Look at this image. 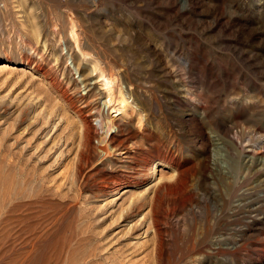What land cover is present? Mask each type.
Returning a JSON list of instances; mask_svg holds the SVG:
<instances>
[{
	"label": "rangeland",
	"instance_id": "1",
	"mask_svg": "<svg viewBox=\"0 0 264 264\" xmlns=\"http://www.w3.org/2000/svg\"><path fill=\"white\" fill-rule=\"evenodd\" d=\"M0 264H264V0H0Z\"/></svg>",
	"mask_w": 264,
	"mask_h": 264
},
{
	"label": "bare ground",
	"instance_id": "2",
	"mask_svg": "<svg viewBox=\"0 0 264 264\" xmlns=\"http://www.w3.org/2000/svg\"><path fill=\"white\" fill-rule=\"evenodd\" d=\"M71 27H70V36L71 38L73 39L74 43L77 45V35H76V32L74 30V24L71 22ZM77 50V49H76ZM111 87V86H110ZM118 87V86H117ZM111 89V88H110ZM113 90V89H112ZM115 99V100H113ZM117 99H121V100H117ZM126 97L121 95V94H118L116 97L112 96V94H108V101H107V104L110 106V110L114 113V112H119L118 108H123L126 106V101H125ZM108 109V110H109ZM110 111V112H111ZM109 131V130H107Z\"/></svg>",
	"mask_w": 264,
	"mask_h": 264
}]
</instances>
